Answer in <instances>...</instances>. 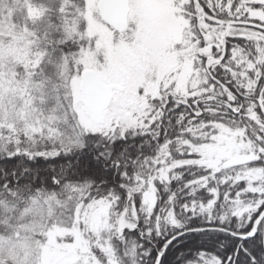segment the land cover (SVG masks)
<instances>
[{"label":"snow or ice","instance_id":"snow-or-ice-1","mask_svg":"<svg viewBox=\"0 0 264 264\" xmlns=\"http://www.w3.org/2000/svg\"><path fill=\"white\" fill-rule=\"evenodd\" d=\"M0 264H264V0H0Z\"/></svg>","mask_w":264,"mask_h":264}]
</instances>
